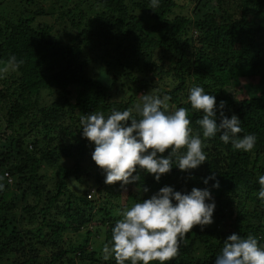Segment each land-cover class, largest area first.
<instances>
[{
	"label": "trees",
	"instance_id": "1",
	"mask_svg": "<svg viewBox=\"0 0 264 264\" xmlns=\"http://www.w3.org/2000/svg\"><path fill=\"white\" fill-rule=\"evenodd\" d=\"M40 1L3 0L11 11L0 4V65L8 66L11 56L23 60L11 77L0 76V175L8 174L0 191V264H115L102 249L119 213L164 186L207 187L217 199V227L194 226L170 264H214L233 233L252 234L264 246V204L256 195L264 174V89L251 97L243 85L264 87V0H207L214 4L208 13L195 0L201 15L193 18L179 14L173 0L155 8L150 0H49L50 12ZM55 24L69 29L61 32L67 42L56 37ZM106 59L98 75L88 71ZM193 80L217 105L228 85L245 94L237 100L227 93L222 111L239 118V135L256 136L254 148L238 151L219 134L204 139L201 133L207 160L198 168L181 172L173 164L158 183L138 170L139 181L126 188L104 184L80 116L132 109L142 94L168 95L170 108H189L196 134L200 113L186 103ZM54 91L57 99L43 105L42 94ZM62 158L73 163L62 165ZM209 176L215 180L205 185ZM101 234L100 251L90 250L91 237Z\"/></svg>",
	"mask_w": 264,
	"mask_h": 264
},
{
	"label": "clouds",
	"instance_id": "2",
	"mask_svg": "<svg viewBox=\"0 0 264 264\" xmlns=\"http://www.w3.org/2000/svg\"><path fill=\"white\" fill-rule=\"evenodd\" d=\"M159 3L160 0H150L152 8ZM7 64L15 71L23 60L11 56ZM138 97L132 109L80 116L81 135L94 145L91 160L103 173L106 185L119 182L121 188H126L139 181L138 170L152 175L158 183L173 164L181 172L198 168L207 160L201 133L204 139L219 134L221 142L238 151L250 152L256 144L254 134L239 135L243 130L235 114L224 115V101L217 105L215 95L206 93L199 85L188 90L186 100L192 111L200 113L195 122L199 126L196 134L190 126L189 108H170L168 95L147 93ZM166 150L167 156L159 155ZM7 176L6 172L0 175V191ZM209 180L214 181L215 176L205 177L202 182L207 185ZM257 183V199L264 204V174L258 176ZM218 187V181L212 184V188ZM215 207L207 187H193L190 192L161 187L149 198L119 213L121 218L111 229V239L103 246V259L112 257L115 264H170L186 233L194 226L203 228L213 223ZM214 264H264V246L252 234L242 237L233 233L224 240Z\"/></svg>",
	"mask_w": 264,
	"mask_h": 264
},
{
	"label": "rangeland",
	"instance_id": "3",
	"mask_svg": "<svg viewBox=\"0 0 264 264\" xmlns=\"http://www.w3.org/2000/svg\"><path fill=\"white\" fill-rule=\"evenodd\" d=\"M173 1L176 3L177 6L179 5L178 8H177V12L179 14L186 15L188 18H193V17H195L196 14H197V16H200L202 12H204V13L207 12L208 13V12L212 11L213 8H214L213 7V5H214L213 3H208L207 0H202L200 2V4L198 5V9H199V11H201V13H199V11L194 10L195 7H196V1L195 0H173ZM2 2H3V0H0V4H3V6L5 7V9H7L9 11H11L13 9V7L9 6L10 5L9 3H5V2L2 3ZM40 5L45 10H47L48 12L51 11V8H50L51 2L49 0H45V1L42 0V1H40ZM181 6H183V7H181ZM87 12H88V15L89 16H92V13H93L92 10H87ZM42 19H44V18H42ZM42 19L41 18H38L37 20H39V21L41 20L42 21ZM45 20L49 24H52L54 22V20L51 17H49V16H47L45 18ZM54 31H55V34H56V37L57 38L59 37L60 40H62L63 42H67V39H65V37H63V35L61 34V32H65V33L70 34L69 29L64 28L62 26H58L57 24H55L54 25ZM193 34L194 33H191V35H193ZM87 53H89V51ZM91 57L93 59L94 58V54L91 55ZM105 62H108V59H106L104 62H102L103 64H102L101 68H99L98 70H97V68H95L97 64L90 63L88 65V71H90L91 74H93V75H96V74L98 75L99 70L102 69L103 65H105L104 64ZM12 71L13 70L10 69L8 66H4V65L2 66V65H0V76H2V74H5L6 77L9 78V77H11V75H13ZM111 80H112V77L110 76L109 77V81H111ZM196 85H199V83H197V81L193 80L192 81V84H188V89L187 90H189L191 87L196 86ZM243 85L248 90V92L246 94L247 95H250L251 97H256V96L260 95L261 92L264 89V87L263 88H261V87H255L252 83H247V84H243ZM231 89H232V86L231 85H228V87L226 88L225 91L227 93H230ZM227 93H225V94L224 93H220L221 95H219L221 97L222 101H224V103H226L228 101ZM231 95H232V97L236 98L237 100L240 99V98H242L243 96H245V94L240 93V92H236L235 90H232L231 91ZM58 96H59V94L56 93L55 91L54 92H44L42 94V104L43 105H47L50 102L56 100ZM137 101H139V99H137L136 102ZM0 115L3 116L2 113H0ZM72 163H73V161H71L69 158H62L61 159V164L62 165H68L69 166ZM46 171H47L48 175L54 173L53 171H50L49 172L47 169L45 170V172ZM49 177H51V176L49 175ZM49 177L46 176L45 180H46L48 186L49 187H52L53 186V182L51 181V179ZM211 196H212V199L215 202V205H217V199H215V195L214 194H211ZM253 208H254V204L251 203V202H249L248 203V206H247L248 211L249 212H253ZM212 219H213V223L212 224L207 225V226H204V228L207 229L208 231H211V230H213V229H215L217 227L215 218L212 217ZM263 221H264V219H263ZM103 238H104L103 234L100 235V239H96L94 237V235H93L91 237V249L99 252L100 249H101V245L103 243Z\"/></svg>",
	"mask_w": 264,
	"mask_h": 264
}]
</instances>
